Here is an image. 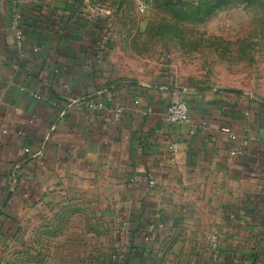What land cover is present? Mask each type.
Segmentation results:
<instances>
[{
    "label": "crops",
    "instance_id": "obj_1",
    "mask_svg": "<svg viewBox=\"0 0 264 264\" xmlns=\"http://www.w3.org/2000/svg\"><path fill=\"white\" fill-rule=\"evenodd\" d=\"M102 33L75 0H0V264H61L87 227L124 264L151 262V229L206 264H264V66L246 86L157 81Z\"/></svg>",
    "mask_w": 264,
    "mask_h": 264
},
{
    "label": "rangeland",
    "instance_id": "obj_2",
    "mask_svg": "<svg viewBox=\"0 0 264 264\" xmlns=\"http://www.w3.org/2000/svg\"><path fill=\"white\" fill-rule=\"evenodd\" d=\"M75 5L99 24L102 47H124L135 71L157 81L246 86L264 66V0H75ZM154 231L146 235L151 262L140 264H206L185 245L174 253L170 236L161 244ZM79 233L76 243L61 244V264H124L104 229Z\"/></svg>",
    "mask_w": 264,
    "mask_h": 264
},
{
    "label": "built area",
    "instance_id": "obj_3",
    "mask_svg": "<svg viewBox=\"0 0 264 264\" xmlns=\"http://www.w3.org/2000/svg\"><path fill=\"white\" fill-rule=\"evenodd\" d=\"M17 40L21 42L22 40V34H17ZM100 106H103L100 104ZM167 119L168 122L172 125L179 124V123H190L191 121V114L190 109L186 101L181 100L172 103L167 112ZM225 132L229 136L231 140H236L237 136L233 133V131L230 128H226ZM174 150L177 151V148L174 147ZM28 152V150H26Z\"/></svg>",
    "mask_w": 264,
    "mask_h": 264
}]
</instances>
